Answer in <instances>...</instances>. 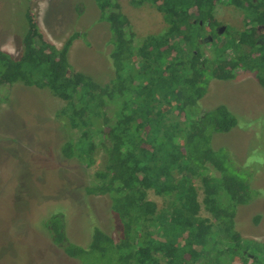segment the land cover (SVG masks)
I'll use <instances>...</instances> for the list:
<instances>
[{"label": "trees", "instance_id": "trees-1", "mask_svg": "<svg viewBox=\"0 0 264 264\" xmlns=\"http://www.w3.org/2000/svg\"><path fill=\"white\" fill-rule=\"evenodd\" d=\"M219 2L244 11L242 30L226 27L220 35L211 21ZM95 3L113 42L109 82L72 69L68 53L78 31L57 49L28 13L19 54L0 51V85L20 81L66 101L57 112L73 130L61 144L65 157L91 165L102 150L105 163L86 191L107 195L120 235L115 240L95 223L76 239L52 220L45 229L81 264H238L226 259L230 253L256 264L261 253L253 240L241 238L237 211L251 193L264 200V192L251 189L230 169L224 147L212 144L214 133L236 126V113L226 104L204 109L200 102L210 80L232 79L240 68L264 86V33L254 34L264 24V0H135L136 6L153 5L167 24L137 46L117 0ZM206 26L216 43L208 56L202 52L208 41L200 35ZM196 180L213 222L198 213ZM148 189L166 199L161 209L146 199ZM262 214L253 215L254 222Z\"/></svg>", "mask_w": 264, "mask_h": 264}, {"label": "rangeland", "instance_id": "rangeland-1", "mask_svg": "<svg viewBox=\"0 0 264 264\" xmlns=\"http://www.w3.org/2000/svg\"><path fill=\"white\" fill-rule=\"evenodd\" d=\"M117 2L132 25L135 46L147 35L165 30L167 24L153 5L136 6L135 0ZM26 13L57 49L70 34L80 33L68 53L73 70L91 75L101 84L113 78L112 37L108 23L99 19L95 0H0L1 52L13 56L21 51ZM211 21L215 26H224L220 35L226 27L231 33L245 27L244 11L234 4L216 3ZM200 35L209 36V28L202 27ZM205 41L210 42L203 44L202 52L208 56L216 43ZM135 65L140 68V58ZM200 103L204 109L226 104L236 113V126L214 133L212 144L224 147L230 169L246 179L251 189L262 187L264 192V86L253 72L240 68L232 79L210 80ZM65 104L46 88L20 81L0 85V264H81L65 254L45 229L51 220L52 224L63 225L69 238L76 239L79 234L85 237L91 223L115 240L120 235L107 195L86 191L94 171L105 163L102 150L98 148L94 153L91 165L76 157H65L61 151L62 142L73 131L57 116ZM194 187L199 215L213 222L202 203L199 180ZM251 194V201L238 205L237 223L241 238L253 240L259 248L261 256L256 264H264V200L256 196L257 191ZM145 197L155 203L157 210L166 204V199L152 189ZM261 212L262 218L254 222L252 216ZM226 259L234 263L237 260L238 264L253 262L237 259L231 253Z\"/></svg>", "mask_w": 264, "mask_h": 264}, {"label": "flooded vegetation", "instance_id": "flooded-vegetation-1", "mask_svg": "<svg viewBox=\"0 0 264 264\" xmlns=\"http://www.w3.org/2000/svg\"><path fill=\"white\" fill-rule=\"evenodd\" d=\"M264 24H257L256 26H255V30H254V34H255V36H257V37H259V33L260 32H263L264 33V26H263ZM219 28H220V26H217V29H218V31H219ZM261 36V35H260ZM207 37L208 36H206V39H207ZM262 41V40H261Z\"/></svg>", "mask_w": 264, "mask_h": 264}, {"label": "water", "instance_id": "water-1", "mask_svg": "<svg viewBox=\"0 0 264 264\" xmlns=\"http://www.w3.org/2000/svg\"><path fill=\"white\" fill-rule=\"evenodd\" d=\"M263 26H264V25H263ZM223 29H224V26L221 25L220 28H219V31H218V32L220 33ZM207 39H208V40H211L212 37L209 35V36L207 37Z\"/></svg>", "mask_w": 264, "mask_h": 264}]
</instances>
